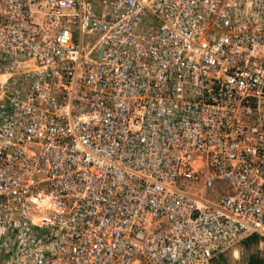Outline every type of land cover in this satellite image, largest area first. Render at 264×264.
<instances>
[{"label":"built area","instance_id":"obj_1","mask_svg":"<svg viewBox=\"0 0 264 264\" xmlns=\"http://www.w3.org/2000/svg\"><path fill=\"white\" fill-rule=\"evenodd\" d=\"M255 235L264 0H0V264H216Z\"/></svg>","mask_w":264,"mask_h":264},{"label":"rangeland","instance_id":"obj_2","mask_svg":"<svg viewBox=\"0 0 264 264\" xmlns=\"http://www.w3.org/2000/svg\"><path fill=\"white\" fill-rule=\"evenodd\" d=\"M189 189L200 193V189L195 188V185H192ZM253 258L255 264H264V239L251 242L249 245H243L242 241H240L229 249L219 253L215 258V263L251 264V259Z\"/></svg>","mask_w":264,"mask_h":264},{"label":"trees","instance_id":"obj_3","mask_svg":"<svg viewBox=\"0 0 264 264\" xmlns=\"http://www.w3.org/2000/svg\"><path fill=\"white\" fill-rule=\"evenodd\" d=\"M258 240H263V239L255 235V236H251V237H248L242 240V243L243 245H249L251 242L258 241ZM254 261H255L254 258L251 259V264H255Z\"/></svg>","mask_w":264,"mask_h":264}]
</instances>
